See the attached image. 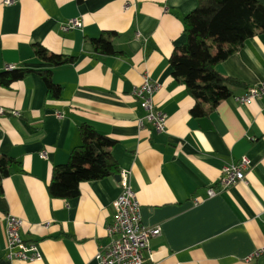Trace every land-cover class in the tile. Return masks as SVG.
Instances as JSON below:
<instances>
[{"label": "crops", "instance_id": "obj_1", "mask_svg": "<svg viewBox=\"0 0 264 264\" xmlns=\"http://www.w3.org/2000/svg\"><path fill=\"white\" fill-rule=\"evenodd\" d=\"M198 6V0H0V74L51 71L62 88L52 98L35 72L0 85V107L21 114L0 117V157L19 163L0 188V264H99L98 252L111 243L119 175L82 183L73 200L53 199L47 189L53 170L82 145L83 124L116 141L110 152L119 174L131 172L143 224L162 229L148 264H264V255L249 261L264 248V98L234 100L264 82V36L217 66L242 86L231 88L210 116L195 119L196 101L174 80L170 59L187 43L184 18ZM73 19L83 28L63 31ZM109 35L118 56L94 51L91 41ZM37 45L77 61L55 67L35 55ZM145 74L160 86L154 102L167 115L164 133L139 125L146 113L133 93ZM243 157L252 163L247 184L221 187L222 170ZM209 189L217 195L209 198ZM9 215L24 220L21 236L39 245L41 262L7 258Z\"/></svg>", "mask_w": 264, "mask_h": 264}, {"label": "trees", "instance_id": "obj_2", "mask_svg": "<svg viewBox=\"0 0 264 264\" xmlns=\"http://www.w3.org/2000/svg\"><path fill=\"white\" fill-rule=\"evenodd\" d=\"M198 1L199 6L184 18L187 43L175 49L170 59L174 80L183 84L196 101L191 111L195 119L210 116L222 101L232 96L231 88L242 86L221 75L217 66L236 54L247 40L256 35L264 36V5L257 0ZM91 42L98 54L120 55L110 35ZM35 55L55 67L77 61L73 57L50 54L40 45L35 47ZM34 72L41 76L52 98L58 99L62 88L54 83L51 71H6L0 74V85L9 88ZM80 135L82 145L72 151L67 164L53 170L47 188L53 199H76L82 183L119 175L118 164L110 152L116 141L99 134L88 124L81 126ZM18 165L11 157H0V188L2 181Z\"/></svg>", "mask_w": 264, "mask_h": 264}, {"label": "built area", "instance_id": "obj_3", "mask_svg": "<svg viewBox=\"0 0 264 264\" xmlns=\"http://www.w3.org/2000/svg\"><path fill=\"white\" fill-rule=\"evenodd\" d=\"M11 1H6L10 5ZM83 23L79 19H73L62 24V30L67 32L74 29H82ZM160 86L152 80L149 74L143 76L142 84L135 89L133 95L139 102L140 107L146 115L139 121L141 128L144 122L149 123L157 133H164L167 127V115L158 110L154 97ZM264 98V82L253 87L247 93L234 100L240 104H247L252 101ZM11 115L20 117L21 114L15 110H7L0 107V117ZM58 117H62L58 114ZM41 159H47L46 152L40 154ZM252 163L249 158L243 157L238 163L226 166L221 173L219 185L225 189L238 183L247 184V174ZM119 183L122 193L114 202L115 216L113 223L108 227L107 234L111 238L109 246L99 251L96 260L99 264H148L153 262L151 251V241L162 235V229L158 227H148L142 222L141 205L138 202L131 184V172L121 171ZM208 197H215L216 191L209 189ZM5 237L7 258L14 263L17 262H41L43 260L39 245L34 242H26L21 236V231L25 225L23 219L9 215L6 219ZM264 255V248L256 251L249 259L260 258Z\"/></svg>", "mask_w": 264, "mask_h": 264}]
</instances>
